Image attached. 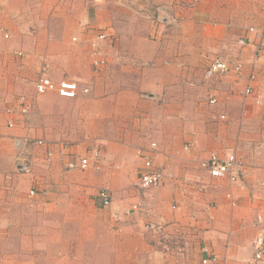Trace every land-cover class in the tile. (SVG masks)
<instances>
[{"label":"crops","instance_id":"0c3cea01","mask_svg":"<svg viewBox=\"0 0 264 264\" xmlns=\"http://www.w3.org/2000/svg\"><path fill=\"white\" fill-rule=\"evenodd\" d=\"M159 7L168 21H155ZM170 22L174 27L167 26ZM86 26L106 28L114 43L101 46L95 33L83 32ZM251 27L264 29V0H95L91 6L90 0H0L2 264H252L253 242L264 228V51L258 52V39L252 42ZM54 30L68 33L59 36ZM158 30H182V43L158 41L152 37ZM192 37L197 41L191 43ZM240 38L251 39L240 46ZM94 44L101 46L107 64L111 58L101 72L111 65L117 73L135 71L132 91L118 74V98L148 92L152 98L184 102L207 96L216 102L198 114L211 109L208 122L189 128L187 109L169 107L164 118L150 116L155 128L163 126L159 140L69 148L68 154L90 156L86 169H68L72 157L59 151L49 152V160L26 155L46 150V143L28 140L48 142L42 132L58 125L49 115L59 114L60 104L70 99L56 91L34 93L41 69L55 80L68 74L88 82ZM177 48L179 57H173ZM19 50L27 53L18 56ZM217 51L234 58L231 65L241 61L242 70L205 75L196 69ZM193 68L195 75L201 72L198 82ZM189 84L199 89L189 93ZM28 93L33 107L26 114H9L17 98ZM13 119L16 125L10 126ZM187 129L191 132L185 134ZM227 148L242 154L237 155L245 162L242 181L216 178L202 167L213 153L229 154ZM98 150L102 154L95 164ZM140 150L164 171L162 182L149 189L137 185L147 171ZM21 162L30 168L20 169ZM103 187L113 196L109 206L98 196ZM149 222L162 228L149 230Z\"/></svg>","mask_w":264,"mask_h":264},{"label":"rangeland","instance_id":"374dc122","mask_svg":"<svg viewBox=\"0 0 264 264\" xmlns=\"http://www.w3.org/2000/svg\"><path fill=\"white\" fill-rule=\"evenodd\" d=\"M94 2L95 0H90V6ZM31 6L33 10V8H37L36 6L38 5L35 3V4H31ZM156 16L157 14H155L154 18H156ZM173 19L174 18H172L171 20ZM175 19L177 20V18ZM175 24L176 23L174 22H170V24H167V26L174 27ZM98 30H100V27L86 26L83 32L96 33ZM36 31L37 30H30V32L34 35H36ZM61 31L67 32L66 30H54L55 34L59 36H62L58 34ZM180 32H182V30H158V33L155 32L156 34H154V36L152 35V37L153 38L159 37L160 40L158 41L160 42L170 41L171 44H173L174 46H178L182 43L181 38H183V37L180 38ZM249 32L253 33L254 36V40L252 42L255 43L256 40L258 39L257 44L261 43L263 30H255L254 27H251L249 28ZM250 39L251 38H243V39L240 38L238 40V43L240 44V46H245L247 43L250 42ZM196 41L197 39H195V37H192L191 43H194ZM99 42L101 43L102 46V42L101 41ZM113 43L114 42L111 43L108 41V44H113ZM108 44L106 45L109 46ZM179 48L176 49L177 52L173 51L172 54L173 57H179L180 54ZM23 53L26 54L27 52L25 51L23 52L19 50L17 52V55L20 56L23 55ZM28 53H31V51L29 50ZM175 53L177 54L175 55ZM190 53L191 52H189V54ZM114 55L115 54H113L111 57H113ZM215 56L222 57L227 63L230 64H232L234 61V58H232L231 56H229L230 57L229 58L226 53L223 54L221 53V51H217V52H213L212 55L209 53L207 57H204L203 61L205 66H203L202 68L197 67L196 69L200 71L202 69L205 75H209V73L222 74V72H215L211 70V64ZM96 58L97 57H94L93 61ZM98 58L101 59L102 62H100V66H95L94 63H92L93 66V70L91 69L92 75L91 78L88 80V82H83V81L79 82L77 79L76 81L74 80L80 88L78 95L74 98H70L67 104L61 103L59 109L61 111L59 112V114L49 115V119H51L52 122L53 120H55L56 122L58 121V125L56 126L49 125L50 126L49 129L42 132V136L48 139V142L44 141V143H46L47 146L46 150H44L43 153L41 154L42 150H39L36 153V150H38L39 148H36L35 151H33L31 150L33 147H29L31 151L29 153L25 152L26 155L29 154V156H33V154H35V156L39 157L40 159L43 158V160L46 159L49 160L47 157L49 152H50V156H52L53 152L59 151V155L65 158L66 155L68 154L67 151L69 150V148H72L77 145H80L83 148L84 145L89 147L100 146L104 148L106 144L112 143L114 141H122L129 144L136 142L139 144L141 142H143L144 144L146 142L151 143L153 141L161 139L164 131L160 129L163 126H160L158 128L154 127L155 121L151 120L150 116H152L151 114H153L156 116L157 119H159L157 116L159 117L162 116V118H164V112L166 110L167 112L170 111L169 107H172L173 109H179V108L187 109L186 123L189 128H195L197 126L196 124L201 125V121H203V119H205V121L208 122V119L210 118V114L212 113L211 109L207 108L205 109L204 114H200V115L198 114L199 112L202 113V109H203L202 107L210 106L211 103L216 102V99L213 98L209 100L207 96L206 97L203 96L201 99L187 97V99L184 100V102L183 101L181 102L178 99L164 100L159 98L158 99L152 98L150 97L148 92H143L144 96H140V98H138V96L135 98H128V97H124L122 99L118 98V96H116L115 93L117 86L116 78L118 74L120 77V81L122 78L127 81L128 85H125L127 87L126 89L132 91L135 88L133 83L131 82L132 81L131 78H133V74L135 73V71L130 70V72L126 71L123 73L122 72L117 73L115 67L111 65L109 69L106 71L108 72V76H107L105 74L106 73L105 71L101 72L100 70L103 67L108 68L109 64L111 63V58L108 60V64L106 61L107 59L104 61L101 58V55H99ZM40 60H44V59H40ZM197 70L195 75V70L194 68L192 69V76L195 75L194 78L192 79H197L198 82L200 81L201 72ZM41 71L46 72L47 74L49 73V71L44 68H42ZM84 75L88 76L89 74L88 73L86 74L84 72ZM68 76L70 75L66 74L63 78L69 79ZM56 80L59 81L62 80V78L60 77L59 79ZM191 85L192 84H189L188 90L189 93L193 94L199 88H197L195 84L192 86ZM107 90L109 92H112L110 95H108L109 97L104 95V92ZM34 93L40 94L37 93L35 90ZM31 94L28 93V97L31 99V106L33 107L34 96H32ZM13 121H12L13 124L16 123L15 119H13ZM184 132H186L185 134H187L190 133L191 130L187 129ZM180 134L181 132H175L177 139L180 138ZM185 137L186 136H184L182 139L184 140ZM38 140L39 139L31 138L28 140V142L30 144H33ZM50 145H52V147ZM239 150L241 151V153L245 152V148L243 146H241ZM17 151L19 152V149ZM227 151H229L228 153L234 152L237 155L238 154L242 155L237 152V149L234 148L233 150H231V148H227ZM243 160L244 159L241 157L240 161L242 163V172H240L235 177V179H233V177L232 179L230 177L229 178L224 177V178L225 179L228 178L227 180L231 182L242 181L244 174L243 168L245 166V162ZM205 161L202 162V167L204 169H206L204 165ZM216 178H223V177H216ZM137 185L140 189H142L139 183ZM103 188H107V187H103ZM112 202H113V196H112L111 204ZM82 227L83 226L77 228V231L81 230ZM0 262H1L0 264H2V260H0Z\"/></svg>","mask_w":264,"mask_h":264},{"label":"built area","instance_id":"2783aa9c","mask_svg":"<svg viewBox=\"0 0 264 264\" xmlns=\"http://www.w3.org/2000/svg\"><path fill=\"white\" fill-rule=\"evenodd\" d=\"M164 10L162 7L158 8L156 20L159 23H163L165 21H168L169 18L163 16ZM263 35L261 43L257 44V50L258 52L264 51V29H263ZM76 40V38H74ZM95 39L99 41H105V42H114L115 36L108 32L105 28H100L95 33ZM96 43V42H94ZM93 52L92 55L94 57H97L93 63L95 66H100L101 59L98 58L100 55L101 48L99 44L93 45ZM243 67V63L241 61H236L232 66L230 63H227L222 57H215L211 64V70L215 72H228L231 69H235L236 71H241ZM56 91L60 96L65 98H74L78 95L80 88L78 84L74 80H70L67 78H64L62 80H55L46 73L41 72V75L35 80V91L40 94L47 93L49 91ZM247 94H250L252 92L251 87H247L246 89ZM31 109V99L26 95H20L17 98V106H12L8 108V113L13 115L15 113L20 114H26ZM224 117V116H222ZM13 121V120H12ZM9 122L10 126H13V122ZM44 140H38L34 142L36 145L43 144ZM152 146L155 147L156 143H152ZM101 151H95L94 157L96 158L95 164H99L98 160L101 156ZM141 156L145 158V166L147 168L146 172H143L140 176V187L142 189H149L152 186H156L160 184L164 178V171L162 168L154 167V161L151 156H145L143 153V150H140ZM71 154H69L70 156ZM67 162V168L68 169H86L88 168L92 161L90 156H74ZM20 169H29L30 167L26 164L21 162L19 164ZM204 165L206 169L210 172L211 176L214 177H230L232 179H235V177L242 172V163L240 161V158L235 154L234 152L227 154L226 156L222 157L216 153L211 154L210 158L207 159L204 162ZM96 166V165H95ZM99 167V166H96ZM37 192L35 188L31 190V194L35 195ZM99 198L101 199L104 206H108L111 204L112 201V193L107 188H101L98 193ZM149 230L153 229H160L162 228L160 225H157L153 222H149L145 226ZM254 249H255V255L252 261V264H260L264 261V228L260 232V234L254 239ZM209 259H205L204 263H207Z\"/></svg>","mask_w":264,"mask_h":264},{"label":"bare ground","instance_id":"6f19581e","mask_svg":"<svg viewBox=\"0 0 264 264\" xmlns=\"http://www.w3.org/2000/svg\"><path fill=\"white\" fill-rule=\"evenodd\" d=\"M264 262V261H263ZM262 263V262H261Z\"/></svg>","mask_w":264,"mask_h":264}]
</instances>
